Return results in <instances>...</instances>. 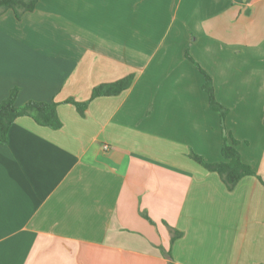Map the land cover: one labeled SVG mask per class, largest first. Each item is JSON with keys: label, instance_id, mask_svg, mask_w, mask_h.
I'll return each mask as SVG.
<instances>
[{"label": "crops", "instance_id": "1", "mask_svg": "<svg viewBox=\"0 0 264 264\" xmlns=\"http://www.w3.org/2000/svg\"><path fill=\"white\" fill-rule=\"evenodd\" d=\"M13 88L61 128L19 117L0 145V264H264V0H37L0 15ZM227 132L255 174L231 192L188 157L219 162Z\"/></svg>", "mask_w": 264, "mask_h": 264}, {"label": "trees", "instance_id": "2", "mask_svg": "<svg viewBox=\"0 0 264 264\" xmlns=\"http://www.w3.org/2000/svg\"><path fill=\"white\" fill-rule=\"evenodd\" d=\"M37 0H0V15L7 11H12L16 20H20L22 15L30 13L35 9ZM185 57L192 62L187 53ZM197 66V65H196ZM204 76V82L202 85L203 91L207 94L209 107L212 111L218 113L221 124L224 123L227 116V109L219 104L214 96L213 86L210 78L201 71ZM133 81L132 76H127L112 83L102 84L93 88L88 101L83 103H77L72 99L66 101L67 104H71L75 107L80 115L84 114V111L88 103L99 97L116 96L127 90ZM18 90L13 88L9 91L7 97L0 103V145L7 143V134L10 126L19 117H29L37 125L47 127L52 130H58L61 128V122L57 117L56 104L44 103V102H27L23 106L17 107L15 105V99ZM224 129V126H221ZM239 142L227 132L223 137L222 145L220 149L221 160L215 163L206 162L201 156L189 152L188 157L195 163L200 165L208 172L215 173L226 190L231 192L234 190L239 181L245 177L255 176L250 166L243 163L241 155L237 149ZM260 180L259 177H257ZM143 217L151 224L153 222L143 214ZM166 225V224H165ZM168 227V226H167ZM170 232V244L181 236V233L169 228Z\"/></svg>", "mask_w": 264, "mask_h": 264}, {"label": "rangeland", "instance_id": "3", "mask_svg": "<svg viewBox=\"0 0 264 264\" xmlns=\"http://www.w3.org/2000/svg\"><path fill=\"white\" fill-rule=\"evenodd\" d=\"M213 86V85H212ZM218 114V113H217ZM219 116V115H218ZM220 123H221V121H220ZM221 126H223V124H221ZM238 148V147H237ZM244 163V162H243Z\"/></svg>", "mask_w": 264, "mask_h": 264}, {"label": "built area", "instance_id": "4", "mask_svg": "<svg viewBox=\"0 0 264 264\" xmlns=\"http://www.w3.org/2000/svg\"><path fill=\"white\" fill-rule=\"evenodd\" d=\"M107 147H104V149L106 150Z\"/></svg>", "mask_w": 264, "mask_h": 264}]
</instances>
